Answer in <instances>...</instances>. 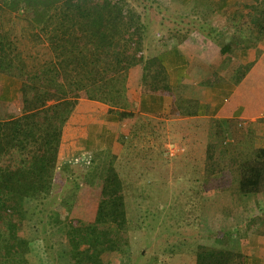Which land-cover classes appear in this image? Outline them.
<instances>
[{
  "label": "trees",
  "instance_id": "1",
  "mask_svg": "<svg viewBox=\"0 0 264 264\" xmlns=\"http://www.w3.org/2000/svg\"><path fill=\"white\" fill-rule=\"evenodd\" d=\"M180 1L190 4L192 13L204 15L197 5L200 0ZM13 13L26 19L24 28L41 35L46 53L50 52L44 61L47 67L35 70L33 76L22 71L14 75L17 64L23 70L26 64L14 38L16 29L7 27ZM227 20L233 28L248 24L255 36L264 35V6L259 3L232 11ZM145 30L142 13L127 0H0V72L24 80L21 113L0 118V264H31L27 256L31 241L17 233L11 211L50 193L63 127L80 97L119 106L127 71L136 64L143 65L145 86L169 87L158 57L144 55ZM235 34L227 48L236 39L244 40ZM232 124L235 141H221L212 159L229 160L225 172L218 170L226 179L213 187L250 202L252 195L264 190V146L255 145L256 122ZM80 157L86 164L91 160L89 155ZM116 159L111 154L109 161L101 157L95 165L103 178L93 221L65 222L61 227L71 264H107V256L125 253L128 211ZM213 174L207 179L213 180ZM82 245L90 250H82ZM193 257L194 264H249L247 252L204 241L198 242Z\"/></svg>",
  "mask_w": 264,
  "mask_h": 264
},
{
  "label": "rangeland",
  "instance_id": "2",
  "mask_svg": "<svg viewBox=\"0 0 264 264\" xmlns=\"http://www.w3.org/2000/svg\"><path fill=\"white\" fill-rule=\"evenodd\" d=\"M127 1L142 13L146 38L153 35L154 28L161 27V22L171 23L173 28L167 31L175 34L191 19L209 20L216 17L223 20L233 11V0H200L197 5L203 8L205 16L192 13L190 4H186V8L183 5V10L173 11L172 8L183 4L180 0ZM225 2L227 6L220 11L223 15H216L212 8ZM256 3L260 4L261 1L255 0ZM26 12L31 13L29 9ZM9 21L7 27L13 25L16 29L14 38H17L26 64V70L17 64L18 71L14 75H20L22 71L33 76L35 70L43 65L47 67L44 61L50 52L46 53L44 38L25 29L26 19L18 13L11 14ZM194 27L198 26L195 24ZM151 45V41L144 40V55ZM7 75L14 76L10 73ZM23 82L20 81L17 101L0 102L1 119L9 114L14 116L21 113ZM138 122L142 132L137 131L122 141L131 153L130 159L121 162L118 158L115 160L126 193L128 231L127 241H123L127 245L123 247L124 254L107 256V264H192L195 263L193 253L198 242L230 246L233 241V248L238 245L245 252L259 240L264 243V190L252 195L251 201L247 202V198H231L228 192L214 189L216 181L221 179L225 182L226 178L220 177L218 172H222L218 170L222 168L225 172L229 168V160L219 159L221 166L218 167V162L212 159L221 141H235L233 124L214 122L211 118L167 122L140 117ZM255 131V145L264 146L263 121ZM76 157H71L69 163L78 165L72 171L78 178H82L84 173L87 175L81 181L82 185L80 182L65 187L53 185L48 195L33 198L24 207L11 211L17 233L31 241V250L27 253L31 264H71L62 225L65 222L78 224L82 220L89 222L95 217L103 176L99 174L98 181L93 184L97 170L90 169L96 160L91 163L87 160L86 164L80 156L78 160ZM101 157L103 162L109 161L111 154L99 155L97 161ZM83 165L89 168H82ZM213 172L217 174L216 178ZM207 174H213L214 181L207 179ZM82 189V195L86 198H75ZM251 234L256 237H251ZM86 248L90 250L87 245L81 246L82 250ZM257 253L264 260V248ZM249 256L255 264L261 263L253 255Z\"/></svg>",
  "mask_w": 264,
  "mask_h": 264
},
{
  "label": "crops",
  "instance_id": "3",
  "mask_svg": "<svg viewBox=\"0 0 264 264\" xmlns=\"http://www.w3.org/2000/svg\"><path fill=\"white\" fill-rule=\"evenodd\" d=\"M259 1L264 6V0ZM251 4H255V0H239L233 3V11ZM226 6L220 4L212 9L217 12L216 15H223L220 11ZM182 7L177 5L172 10H183ZM227 16L223 20L216 17L209 20L191 19L175 34L167 31L173 28L170 22L169 25L161 22V27L154 28L152 36L145 37L146 41L152 43L145 55L158 57L166 70L169 87L145 86L143 65L136 64L128 71L126 90L119 106L80 97L63 127L53 185L72 186L87 178L85 173L82 178L73 174L74 166L78 165L69 163L71 157L89 155V163L96 160L92 162L90 170H96L98 156L106 153L117 155L120 162L128 161L131 153L122 141L137 131L142 132L137 121L140 117L167 122L194 118H211L214 122L230 124L256 122L257 128L262 121L264 124V35L255 36L253 28L248 29V24L233 28ZM195 24L198 27H194ZM234 33L244 40L236 39L227 48L226 43L230 38H235ZM225 45L227 49L223 52L222 46ZM19 90L18 79L0 73L1 103L17 101ZM124 111L133 114L123 116L121 112ZM94 173L97 174L93 184L100 174L98 171ZM67 192L70 194V191ZM82 192L83 189L79 190L75 198H86ZM251 237L256 236L251 234ZM232 242L230 248L233 247ZM262 248L264 243L259 240L247 251L248 255L261 261L257 264H264L261 256L256 254ZM248 262L255 264L250 256Z\"/></svg>",
  "mask_w": 264,
  "mask_h": 264
}]
</instances>
